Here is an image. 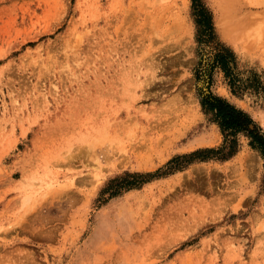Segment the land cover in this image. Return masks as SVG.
Returning a JSON list of instances; mask_svg holds the SVG:
<instances>
[{"label":"rangeland","instance_id":"obj_1","mask_svg":"<svg viewBox=\"0 0 264 264\" xmlns=\"http://www.w3.org/2000/svg\"><path fill=\"white\" fill-rule=\"evenodd\" d=\"M197 5L212 29L199 25ZM245 10L255 18L239 20L230 39L223 28ZM263 12L264 0H0V264H264L262 151L239 135L232 156L188 158L225 144L201 105L208 94L246 111L264 132V27L253 31ZM77 79L99 105H112L122 134L85 145L70 139L84 126L54 136L72 104L37 99L72 92L82 100ZM106 86L116 98L100 91ZM87 144L109 150L110 163L54 161Z\"/></svg>","mask_w":264,"mask_h":264},{"label":"bare ground","instance_id":"obj_2","mask_svg":"<svg viewBox=\"0 0 264 264\" xmlns=\"http://www.w3.org/2000/svg\"><path fill=\"white\" fill-rule=\"evenodd\" d=\"M226 7V6H225ZM242 8V7H241ZM239 10V9H238ZM241 10V9H240ZM239 10V11H240ZM262 10V9H261ZM235 13V12H234ZM244 13H245V15H244ZM244 13H242V15L240 14V13H238L237 12V14H236V19L234 20V21H232V22H227L226 24H228V26H225V28H223V30H224V33H225V35L226 36H228L230 39H231V31H232V29H233V27L234 28H236L237 30H239V28H238V26H241L240 24L238 25V23H239V20L240 21H246V20H248L249 19V17H250V19H253V18H255L254 16H255V14L254 13H251V12H248V13H246V10H245V12ZM260 13V12H259ZM263 14H264V12H263ZM263 14H260L261 15V17L259 16V18H261V20H263L262 22H259L260 20H257V22L259 23L258 25H256L257 27H255V29L253 30L255 33H257V34H260V33H262V26L264 27V15ZM257 15H259V14H257ZM230 16V15H229ZM253 16V17H252ZM263 16V17H262ZM228 18H230V17H228ZM258 18V17H257ZM263 18V19H262ZM233 19H234V17H233ZM249 19V20H250ZM256 20V19H255ZM238 21V22H237ZM254 21V20H253ZM252 21V22H253ZM234 22V23H233ZM251 22V23H252ZM255 22V21H254ZM219 23H220V20H219ZM242 24V23H241ZM257 24V23H256ZM238 25V26H237ZM174 26H175V24H174ZM173 26V27H174ZM237 26V27H236ZM251 26V27H250ZM254 26V25H253ZM251 24H249L248 25V28L250 27L251 29V31H252V29L254 28ZM222 27H224V26H222ZM253 27V28H252ZM248 30V29H247ZM164 31V30H163ZM249 31V30H248ZM165 32H166V30H165ZM175 32V31H174ZM253 32V33H254ZM255 33H254V35H255ZM250 34V33H249ZM248 34V35H249ZM166 35V34H165ZM253 35V36H254ZM169 36V35H168ZM167 36V37H168ZM252 36V37H253ZM256 37H257V35H255ZM260 36V35H259ZM247 37H251V36H246V38ZM262 37V36H261ZM164 38H165V36H164ZM171 38V37H170ZM255 38V37H254ZM126 39V38H125ZM258 40H260V39H258ZM257 40V41H258ZM129 41V40H128ZM127 42V41H126ZM130 42V41H129ZM128 43V42H127ZM252 43V42H251ZM257 43V42H256ZM124 44V43H123ZM129 44V43H128ZM128 44H127V46H128ZM125 45H126V43H125ZM110 46H111V44H110ZM130 47H131V45H130ZM128 48V47H127ZM171 48H173L172 46H171ZM113 49V48H112ZM168 49V48H167ZM83 50V49H82ZM109 50V49H108ZM114 50V49H113ZM113 50H111V51H113ZM86 51V50H85ZM84 51V52H85ZM88 51V50H87ZM87 51L85 52V53H87ZM83 52V53H84ZM109 52H110V50H109ZM108 52V53H109ZM114 52V51H113ZM125 52V51H124ZM131 52H133L132 50L130 51V53ZM81 53V52H80ZM112 53V52H111ZM89 54V53H88ZM115 54V53H114ZM132 54V53H131ZM82 54H80V56H81ZM106 55H108V54H106ZM110 55V54H109ZM136 55V54H135ZM116 56V55H115ZM132 56H133V54H132ZM73 57V56H72ZM80 58V57H79ZM78 58V59H79ZM106 58V57H105ZM111 58V57H110ZM117 58V57H116ZM74 59H76V57L74 58ZM135 59V58H134ZM143 59V58H142ZM77 60V59H76ZM80 60V59H79ZM82 60V59H81ZM93 60V59H92ZM108 61L110 60V59H107ZM112 60V59H111ZM87 61H88V59L86 60V64H90V65H92L90 62L91 61H89V63H87ZM106 61V60H105ZM135 62L137 61L138 62V59H136V60H134ZM140 61H141V58H140ZM137 62L135 63V64H137ZM81 63H83V61H79V64L81 65ZM85 63H83V66H84V64ZM145 63L146 62H144L143 64L145 65ZM74 64V63H73ZM72 64V65H73ZM77 64H78V61H77V63H76V67L75 68H77ZM132 64V63H131ZM142 64V65H143ZM71 65V66H72ZM110 65V64H109ZM122 65V64H121ZM133 65V64H132ZM132 65H131V67H132ZM141 65V66H142ZM67 66V65H66ZM66 66H64V68L66 67ZM74 66H75V64H74ZM94 66V65H93ZM92 66V67H93ZM128 66H129V64H128ZM158 65H156V67H157ZM59 67H61V66H59ZM68 67V66H67ZM67 67L65 68V69H67ZM137 66H135V68H136ZM144 67H147L146 65L144 66ZM151 67V66H150ZM150 67H149V69H150ZM153 67V66H152ZM151 67V68H152ZM156 67L154 66V69H156ZM79 68V67H78ZM77 68V69H78ZM99 68V67H98ZM109 68V67H108ZM123 68V67H122ZM133 68V67H132ZM132 68H131V70H132ZM42 69H43V71L44 72H42ZM41 69V71H40V74L41 75H44L43 73H47V72H45V71H47V70H49L50 68L47 66L46 68H42ZM60 69H62V73H63V68L61 67V68H59V70ZM40 70V69H39ZM52 70V69H51ZM76 70V69H75ZM80 70V69H79ZM100 70V68L98 69V71ZM115 70V69H114ZM124 70V69H123ZM129 70V69H128ZM138 70V69H137ZM139 70H140V68H139ZM145 70H146V68H145ZM152 70V69H151ZM151 70H149V71H151ZM67 71V70H66ZM64 72V73H66V75H68V74H70L69 73V71H68V74H67V72ZM121 71V70H120ZM134 71V70H133ZM132 71V72H133ZM155 71V70H154ZM42 72V73H41ZM49 72H51L50 70H49ZM87 72H89L88 70H87ZM100 72H101V70H100ZM99 72V73H100ZM135 72H137V71H135ZM156 72H158V70L156 69ZM75 73H76V71H75ZM78 73V72H77ZM76 73V76L78 75ZM94 74V73H93ZM100 74H102V73H100ZM121 74H122V72H121ZM124 74V73H123ZM132 74V73H131ZM41 75H40V77H41ZM47 75H48V73H47ZM71 75V74H70ZM94 75H96V74H94ZM126 75V74H125ZM136 75H138V74H136ZM151 75V74H150ZM62 76V75H61ZM64 77H65V74L63 75ZM69 76V75H68ZM73 76V75H72ZM72 76H70V77H72ZM75 75H74V77H76ZM97 76V75H96ZM102 77H103V75H101ZM115 76V75H114ZM148 76H149V73H148ZM147 76V77H148ZM154 76V75H153ZM44 76H42L41 78H43ZM55 77V76H54ZM67 77V76H66ZM66 77H65V79L64 80H67L66 79ZM73 77V78H74ZM79 78V77H78ZM86 78L88 79V77L86 76ZM131 78H132V75H131ZM137 78H138V76H137ZM151 78V77H150ZM156 78V77H155ZM51 79V78H50ZM62 79V78H61ZM70 79H72V78H70ZM83 79V82H84V78H82ZM74 80V79H73ZM77 80H79V79H77ZM89 80V79H88ZM96 79H94V81H95ZM116 80V79H115ZM132 80L134 81L135 79H130V81H131V83H132ZM148 80V84H146L147 86L146 87H148V85H149V81L151 80H149V78L147 79ZM146 80V81H147ZM152 80H154V79H152ZM106 81H107V79H106ZM144 81H145V79H144ZM146 81H145V83H146ZM39 82H40V80H39ZM39 82H36L37 84L36 85H38V83ZM42 82V81H41ZM56 81L54 80V82L52 83H50V84H53L54 85V83H55ZM70 82H72V81H70ZM75 82H76V80H75ZM79 83L80 82H82V81H78ZM83 82L80 84V86L78 85V88L77 89H75L76 90V92L78 93L77 95L79 96V98H81L82 100H77V101H73L74 99H75V95H73V93L72 92H70L69 93V95H67V97H66V95H58V93H55V96H53V97H51V96H43L44 98H41V100L43 101V102H41L40 101V99H37V100H39L38 102H39V104H42V105H44V106H49V104L50 103H59V101H62L63 103H64V107H66V104H65V101L67 102V105H71V107L70 108H68V113H64V115L61 117V119H59L57 122H55L57 125H56V127H55V130H57V132L56 133H53L54 134V136H58V138L59 137H64L65 135H67V134H69L70 132H72V130H75L74 129V127H72V126H84L81 130H80V132H81V134L80 135H77V134H73L74 136L73 137H71L70 139L71 140H74V139H76L77 138V140L76 141H78V140H84L85 138H88V142L90 141V139H91V143H94V141H96L95 139H97L98 137H100V138H103L104 136L106 137V136H108V138L110 137V135L112 136V135H119V134H122V131L121 130H123V126H124V121H120V122H117V120H115L113 123L115 124V126H116V128L114 127V125H113V123H111L112 122V120H113V114L111 113V111H113V110H115V109H112V105H109V107L110 108H108V107H104V106H102V105H99L98 104V101H99V97L100 96H98L97 94H95L94 92H92V93H90L91 94V96L89 97V96H87L88 95V92L87 91H85L83 88H82V86L84 85L83 84ZM91 82V81H90ZM62 83L64 84V82L62 81ZM117 82H115L114 84H116ZM135 83V82H134ZM62 84V86L64 87L65 86V84L63 85ZM68 84V83H67ZM71 84V83H70ZM92 84V83H91ZM143 84H144V82H143ZM57 85V84H56ZM94 85V84H93ZM100 85V84H99ZM119 85V84H118ZM122 84H120V86H121ZM152 85H153V81H152ZM37 87V86H36ZM53 88H54V86H52ZM52 87L50 86V89H52ZM62 87V88H63ZM39 88V87H38ZM134 88H135V86H134ZM153 88V87H152ZM88 89H90L89 88V86H88V88H87V90ZM102 89H104V90H107V92L108 93H105V95L107 94V95H110V96H114L115 98L117 97V94H119L118 93V91L116 90V89H114V87L113 86H106V87H102L101 89H100V91L102 90ZM130 89H132V87L131 88H129V90ZM143 89V88H142ZM151 89V88H150ZM37 91L39 90V89H36ZM53 90V89H52ZM54 90H55V88H54ZM70 90H73V88H70L69 89V91ZM97 90V89H96ZM119 90H121V89H119ZM133 90V89H132ZM131 90V91H132ZM141 90V89H140ZM67 91H68V89H67ZM66 91V92H67ZM111 91H113V93L111 92ZM134 91V90H133ZM75 92V91H74ZM52 93H53V91H50V95H52ZM53 93V94H54ZM61 93V92H60ZM102 93V92H101ZM131 93V92H130ZM141 93V92H140ZM144 93H146V92H144ZM40 94V93H39ZM100 94V93H99ZM121 94V93H120ZM104 95V94H103ZM124 95L125 96H128V97H131L132 98V94H125L124 93ZM151 95V93L149 92V95L148 96H150ZM39 96V95H38ZM119 96V95H118ZM141 96V95H140ZM145 95L143 94L142 95V98L144 97ZM152 96V95H151ZM155 96V95H154ZM102 97V96H101ZM123 97V96H122ZM39 98V97H38ZM149 98V97H148ZM135 99V98H134ZM140 99H141V97H140ZM173 99V98H172ZM172 99H170L169 98V100H171L172 101ZM100 100H101V98H100ZM110 100V99H109ZM138 100V99H137ZM136 100V101H137ZM168 100V99H167ZM166 100V101H167ZM169 100L167 101L168 103H169ZM102 101V100H101ZM100 101V102H101ZM126 102V101H125ZM33 103V102H32ZM129 104V103H128ZM34 105V104H33ZM36 105V104H35ZM34 105V106H35ZM134 105H136V104H134ZM36 107V106H35ZM40 107V106H39ZM119 109V108H118ZM129 109V108H128ZM42 110V109H41ZM101 111L103 112L102 114H105L107 117L106 118H104L101 122H95L96 120H97V118L101 115L100 113H101ZM65 112H66V109H65ZM191 113V112H190ZM83 114H84V117H83V119H81L82 118V116H83ZM144 116V115H143ZM144 117H146V116H144ZM149 117V116H148ZM34 118V117H33ZM122 118H123V116H122ZM157 118V117H156ZM183 118V117H182ZM115 119V118H114ZM167 119V118H166ZM80 120H82V121H80ZM84 120V121H83ZM132 120V119H131ZM171 120V119H170ZM128 120H126V122H127ZM142 121V120H141ZM167 121H169L168 119H167ZM187 122V121H186ZM151 123V122H150ZM110 124V125H109ZM128 124V123H127ZM152 124V123H151ZM185 125V124H184ZM65 126H68L67 127V129H65V130H63V127H65ZM118 126V127H117ZM155 126V125H154ZM158 126V125H157ZM126 127V126H125ZM132 127V126H131ZM151 127V126H150ZM155 128V127H154ZM47 129V128H46ZM149 129H151V128H149ZM59 130V131H58ZM129 130V129H128ZM47 131V130H46ZM119 131H121V133H119ZM131 131H132V128H131ZM151 131V130H150ZM158 131V130H157ZM66 132V133H65ZM65 133V134H64ZM164 133V132H163ZM72 134V133H71ZM127 134V133H126ZM130 133L128 132V134L127 135H124L125 137L126 136H131V135H129ZM47 135H48V133H47ZM50 135V134H49ZM142 136V135H141ZM145 136V135H144ZM47 137H49V136H47ZM116 137V136H115ZM134 137V136H133ZM41 138V137H40ZM45 138V137H44ZM44 138H43V135H42V139L44 140ZM79 138V139H78ZM93 138V139H92ZM99 138V139H100ZM117 138V137H116ZM130 138V137H129ZM160 138V137H159ZM51 139V138H50ZM69 139V140H70ZM98 139V141H100ZM118 139V138H117ZM123 139H125V138H123ZM132 139V138H131ZM41 140V139H40ZM42 140V141H43ZM45 140H47V138L45 139ZM48 140H49V138H48ZM103 140V139H102ZM113 140H114V138H113ZM116 140V139H115ZM114 140V141H115ZM119 140V139H118ZM117 140V141H118ZM127 139H125V141H126ZM160 140V139H159ZM80 141V142H81ZM84 141H86V139L84 140ZM110 141H112V140H110ZM117 141H116V145H118V144H121V145H118V146H121V148H122V146H124L125 145V143L122 145V143H120V142H118L117 143ZM125 141H122V142H125ZM161 141V140H160ZM160 141H158L159 143H160ZM41 142V141H40ZM48 142V141H47ZM67 142V141H66ZM65 142V143H66ZM83 142V141H82ZM81 142V143H82ZM109 141L107 140V142H101L100 141V143H101V146L104 144V147H105V145H107V143H108ZM35 143V142H34ZM42 143H44V142H42ZM58 143V142H57ZM73 143V142H72ZM84 143V142H83ZM97 143V145H98V142H96ZM103 143V144H102ZM110 143H112V148H114V147H116V146H114L113 147V142H109V144L108 145H110ZM130 143H131V141H130ZM139 143V142H138ZM45 144H46V141H45ZM76 144H78V143H76ZM75 144V145H76ZM86 144V142L83 144V145H85ZM142 144V143H141ZM41 145V144H40ZM44 145V144H43ZM131 145V144H130ZM132 145H134V143L132 144ZM59 146V145H58ZM62 146V145H61ZM69 145H67V147H68ZM101 146H98V147H101ZM151 146V145H150ZM53 147V146H52ZM91 147H94L92 144H87V146H80L79 148H78V150H77V152H73V150L70 152L69 151V149H64L65 151H69L70 153H66V155H60V157H54V158H56V160H54V161H56V162H60L61 160V163L62 164H65V162L67 163V164H71L72 162L74 163L75 161H78V160H85V162H86V160L88 161V160H91L88 164H90L91 162H97V161H101V160H98V159H103V160H106L108 157H110L109 156V153H110V151L108 150H102V151H100V152H98L97 150H96V148L95 149H93V148H91ZM137 147V146H136ZM138 147H140V146H138ZM137 147V148H138ZM56 148V147H55ZM69 148H72V147H69ZM107 148V147H106ZM120 148V147H119ZM143 148V147H142ZM142 148H141V150H142ZM41 149V148H40ZM57 149V148H56ZM74 149H76V147L74 148ZM98 149V148H97ZM114 149H116V150H119V149H117V147L116 148H114ZM64 150H62L61 149V153L63 154V153H65V152H63ZM115 150V151H116ZM122 150H124V149H122ZM122 150L120 149L119 151H118V153H120V151H121V153H122ZM113 151V150H112ZM50 152V151H49ZM125 152V151H124ZM58 153V152H57ZM41 154V153H40ZM46 154V153H45ZM51 154V153H50ZM54 154V153H53ZM56 154V153H55ZM60 154V153H59ZM115 154H117V152H115ZM113 155V154H112ZM111 155V156H112ZM121 155H123V154H120V156ZM127 155V154H126ZM49 156H51V157H53L52 155H49ZM57 156H58V154H57ZM114 156V155H113ZM118 156V155H117ZM123 157H125V156H123ZM45 158V157H44ZM116 158V157H115ZM121 157H119L118 159H120ZM50 159V158H49ZM109 159V158H108ZM107 159V160H108ZM112 159V158H111ZM117 159V160H118ZM58 160H60V161H58ZM63 160H64V162H63ZM45 161H46V159H45ZM110 160H108V162H109ZM84 162V161H83ZM106 162V161H105ZM119 162V161H118ZM54 163V162H53ZM71 164V165H74V164ZM80 163H82L81 161H80ZM87 163H84L85 165H87ZM92 163V164H93ZM110 163V162H109ZM120 163H121V161H120ZM120 163H118V165L120 164ZM47 164V163H46ZM57 164V163H56ZM60 164V163H59ZM58 164V165H59ZM97 164H98V162H97ZM102 164V163H101ZM100 164V165H101ZM115 164V163H114ZM48 165V164H47ZM70 165V166H71ZM94 165V164H93ZM96 165V164H95ZM50 167H52L51 165H49ZM48 166V167H49ZM108 166V165H107ZM55 167V166H54ZM96 167H99V166H96ZM101 168V167H100ZM45 169V168H44ZM49 169V168H48ZM53 170H55L54 168H52ZM102 169H103V167H102ZM49 171V170H48ZM44 172H46V171H44ZM57 173V172H56ZM60 173V172H59ZM58 174V173H57ZM56 174V175H57ZM92 175L91 173H88V175ZM37 175H39V174H37ZM87 175V174H86ZM85 175V176H86ZM87 175V177H92V176H88ZM47 176V175H46ZM50 176V175H49ZM48 177V176H47ZM84 177V176H83ZM82 177V178H83ZM249 177V176H248ZM37 178H38V176H37ZM34 179V178H33ZM246 180V179H245ZM72 181H74V180H72ZM43 182V181H42ZM23 184V183H22ZM26 184V183H25ZM67 185V184H66ZM39 187V186H38ZM46 187V186H45ZM60 187H64V186H60ZM43 188V187H42ZM47 188V187H46ZM44 189V188H43ZM56 193V192H55ZM61 193V192H60ZM27 197H29V196H27ZM27 197H24L25 199H23V204H24V201L26 202L27 200H28V198ZM194 199V198H193ZM193 201V200H192ZM197 201V200H196ZM203 201V200H202ZM201 201V202H202ZM194 202V201H193ZM198 202V201H197ZM201 202H199V203H201ZM245 202V201H244ZM241 203V202H240ZM22 205V204H21ZM205 205V204H204ZM204 205H202V206H204ZM23 206V205H22ZM22 206H21V208H22ZM205 207H207V212L210 210L209 208H208V206H206L205 205ZM204 207V208H205ZM212 208V207H211ZM225 208V207H224ZM202 212H204L203 211V209L201 210ZM205 211V212H206ZM201 212V213H202ZM206 212V214H209V213H207ZM204 214V213H203ZM202 214V215H203ZM203 217V216H202ZM8 230H10L9 228H7ZM7 229H5V231H8ZM1 262V261H0Z\"/></svg>","mask_w":264,"mask_h":264},{"label":"trees","instance_id":"obj_3","mask_svg":"<svg viewBox=\"0 0 264 264\" xmlns=\"http://www.w3.org/2000/svg\"><path fill=\"white\" fill-rule=\"evenodd\" d=\"M197 12L200 18L199 25H203L207 30L212 29L211 18L204 7L197 5ZM218 64L229 76V62L225 54L217 56ZM201 105L205 112L219 125L225 136V144L220 149H204L188 156L207 157L209 155H219L223 158L232 156L239 147V135L250 140L251 145L260 149L264 154V132L257 122L246 111L229 103L227 100L208 94L201 100Z\"/></svg>","mask_w":264,"mask_h":264}]
</instances>
